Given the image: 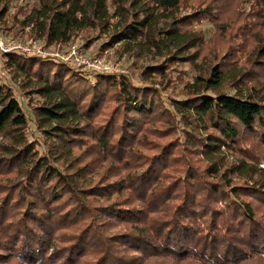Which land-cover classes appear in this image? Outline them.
I'll use <instances>...</instances> for the list:
<instances>
[{"label":"trees","instance_id":"obj_1","mask_svg":"<svg viewBox=\"0 0 264 264\" xmlns=\"http://www.w3.org/2000/svg\"><path fill=\"white\" fill-rule=\"evenodd\" d=\"M15 7L46 47L97 30L160 61L137 85L3 55L43 101L30 113L0 81V264H264V0Z\"/></svg>","mask_w":264,"mask_h":264},{"label":"rangeland","instance_id":"obj_2","mask_svg":"<svg viewBox=\"0 0 264 264\" xmlns=\"http://www.w3.org/2000/svg\"><path fill=\"white\" fill-rule=\"evenodd\" d=\"M33 0H12L11 3L7 6L8 13L5 16L0 18V36L2 37H15L17 40H29L32 39L28 34L29 27H23L22 29L18 26H12V22L9 20L8 15H11L16 12L17 6H26L27 3H31ZM4 7V1H0V10ZM23 9V8H22ZM196 28L203 31L205 38L209 39L211 37V32L213 31L212 26L204 22L202 24L196 25ZM16 33V34H15ZM108 36L106 33L92 30H79L73 33V36L69 42L77 43L87 56H100L113 65V70L109 73H121L128 76L135 84L140 85L144 84L141 80L139 72L147 64H154L155 62L160 61V57L156 55L155 52L149 53H123L121 48L114 46L111 48L105 49V42L107 41ZM40 44H43L40 42ZM67 43L65 45H50L47 50L53 51L58 47L65 49L69 46ZM118 47V48H117ZM211 51V50H210ZM208 52V49L205 50ZM210 61V59H207ZM6 58L0 56V81L5 82L13 90L15 96L19 101L22 102V105L26 107V110L30 113L34 110L36 105L42 103V99H39L37 96L31 93L30 89L26 86V79L18 76L17 74L11 72L5 63ZM181 68V66H180ZM182 69L188 73L186 78H189L193 72L189 67L183 66ZM91 72V71H88ZM92 73V72H91ZM160 84H156L157 87L165 86L164 80L160 78L156 79ZM163 96L166 95V92H162ZM29 140L41 141V134L38 131L34 115L31 116L29 121ZM0 141H2L0 139ZM164 264V263H163Z\"/></svg>","mask_w":264,"mask_h":264},{"label":"built area","instance_id":"obj_3","mask_svg":"<svg viewBox=\"0 0 264 264\" xmlns=\"http://www.w3.org/2000/svg\"><path fill=\"white\" fill-rule=\"evenodd\" d=\"M37 39L17 40L13 37L0 36V56L7 53H20L29 56L51 58L85 71L108 73L113 70V65L104 61L100 56H87L77 43H71L67 48L49 51L48 47L40 44Z\"/></svg>","mask_w":264,"mask_h":264}]
</instances>
